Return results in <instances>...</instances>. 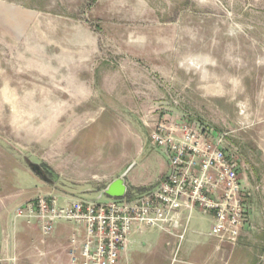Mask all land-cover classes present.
<instances>
[{"label":"rangeland","instance_id":"rangeland-1","mask_svg":"<svg viewBox=\"0 0 264 264\" xmlns=\"http://www.w3.org/2000/svg\"><path fill=\"white\" fill-rule=\"evenodd\" d=\"M166 120L226 134L250 193L238 245L212 264H264V0H0V145L10 154L0 163L36 160L24 146L39 127L47 184L102 192L125 174L132 199L169 173L165 150L150 145ZM68 145L83 155L57 158ZM12 176L9 191H25L21 171ZM6 200L1 192L0 214ZM5 235L0 224V242Z\"/></svg>","mask_w":264,"mask_h":264},{"label":"built area","instance_id":"built-area-1","mask_svg":"<svg viewBox=\"0 0 264 264\" xmlns=\"http://www.w3.org/2000/svg\"><path fill=\"white\" fill-rule=\"evenodd\" d=\"M226 137L196 120L158 122L150 145L165 150L170 173L156 190L109 203L61 204L56 195H42L18 206L14 217L39 222L44 235H51L59 222L84 225L80 252L77 238L70 241L73 264H79L80 258L82 264H117L135 228L173 237L171 264H192L181 253L196 210L212 217L209 236L216 239L218 251L238 245L250 220V193L239 160L226 147Z\"/></svg>","mask_w":264,"mask_h":264},{"label":"crops","instance_id":"crops-1","mask_svg":"<svg viewBox=\"0 0 264 264\" xmlns=\"http://www.w3.org/2000/svg\"><path fill=\"white\" fill-rule=\"evenodd\" d=\"M20 59V61H26V58L22 56ZM38 63L35 61L33 65ZM35 70L39 71L36 68ZM3 86L12 87L13 84L5 83ZM38 116L39 114L36 115V117ZM42 131H39V127H36L28 128L26 133V141H28V144L24 148L28 149L37 158L36 160L27 157V161L20 165L7 162L0 163V193L4 192L5 198L7 199L0 214V224L2 225L3 233H6L0 242V264H73L70 255V241L73 237L77 238L80 252V248L86 237V228L84 225L59 222L56 224L51 235H44L39 222L29 223L25 219H16L14 217L15 210L18 206L42 195H56L61 204L78 200L98 201L105 195L106 189L98 192L89 182L61 184L59 181H52L51 185L45 182L51 179L47 180L38 170H34L31 167V163L39 165V134ZM80 145L78 147L79 150H77L76 146L70 147V145L64 146L62 149L57 147L54 151L56 152L55 156L59 158L62 156V153L67 151L79 152L83 155L81 153L82 146ZM4 148L0 145V153L10 156ZM39 166L45 172L43 166ZM53 168L57 169L60 174L59 166L56 167V165H53ZM19 170L23 175L21 176V182L26 185L27 189L25 191L22 190L20 193H14L13 191H9L8 186L10 184V178L11 180L13 178L12 175L17 174ZM169 173H165V179ZM79 180L85 179L80 178ZM133 185L139 187L136 183ZM6 191L9 192L7 193ZM129 192L128 187L126 195L128 199L130 197V195L128 197ZM94 193H99L98 198L91 196ZM207 221L210 224V228L206 234L210 237L209 233L213 225L212 217L205 216L200 211L193 214L187 240L184 243L181 253L184 261L192 264H209L213 258L218 256L217 253L219 251L217 250L216 239L210 237L212 241L207 244L200 238L202 235H205L203 227ZM8 224H13L9 234L6 232ZM150 230L135 228L131 232L127 251L121 254L117 264H170L172 247L176 242L175 239L160 231V237L156 241H146L143 239V235L148 234ZM79 261V264L83 263L81 258Z\"/></svg>","mask_w":264,"mask_h":264},{"label":"water","instance_id":"water-1","mask_svg":"<svg viewBox=\"0 0 264 264\" xmlns=\"http://www.w3.org/2000/svg\"><path fill=\"white\" fill-rule=\"evenodd\" d=\"M31 167L34 170H38L39 173H41L39 170L41 169V167L38 164L31 163ZM127 192H128V186L124 174L108 185V187L105 190V195L113 199H124L127 195Z\"/></svg>","mask_w":264,"mask_h":264},{"label":"flooded vegetation","instance_id":"flooded-vegetation-1","mask_svg":"<svg viewBox=\"0 0 264 264\" xmlns=\"http://www.w3.org/2000/svg\"><path fill=\"white\" fill-rule=\"evenodd\" d=\"M40 170V174L42 175V176H44V171L42 170V169H39Z\"/></svg>","mask_w":264,"mask_h":264}]
</instances>
